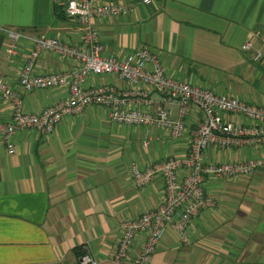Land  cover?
<instances>
[{
	"label": "crops",
	"instance_id": "0c3cea01",
	"mask_svg": "<svg viewBox=\"0 0 264 264\" xmlns=\"http://www.w3.org/2000/svg\"><path fill=\"white\" fill-rule=\"evenodd\" d=\"M121 1L125 13L92 18L103 54L122 58L146 47L167 75L264 107V58L254 62L250 51L240 48L250 33L264 32V0H152L145 5ZM9 29L53 36L78 48L81 31L76 19L52 0H0V80L20 94L26 112L64 100L65 86L21 90L16 77L32 45L19 37L8 54ZM251 42L264 50L256 37ZM75 66L71 57L39 51L32 72ZM99 83L129 88L113 74H91L86 80V85ZM143 86L152 101L148 109L159 104L170 109L171 118L178 117L175 102ZM122 106L141 107L132 96ZM107 111L101 105L84 107L64 115L48 134L34 128L17 130L10 154L0 141V264H77L83 249L96 264H131L130 257L112 258L120 220L157 207L164 190L158 175L135 187L129 163L144 168L167 157L186 156L189 131L199 114L188 105L182 116L184 131L172 138L164 128L110 121ZM11 112V103L0 97V123L8 122ZM223 118L247 122L235 114ZM203 159L262 162L248 175H207L203 190L214 205L201 208L186 226L187 243L166 226L146 264H264V144L214 143L205 148ZM141 241L142 234H136L130 254Z\"/></svg>",
	"mask_w": 264,
	"mask_h": 264
},
{
	"label": "built area",
	"instance_id": "2783aa9c",
	"mask_svg": "<svg viewBox=\"0 0 264 264\" xmlns=\"http://www.w3.org/2000/svg\"><path fill=\"white\" fill-rule=\"evenodd\" d=\"M64 14L76 19L81 31L79 47L71 46L53 36H31L13 29L5 30L11 38L8 54L13 53L17 38L31 42L28 55L17 73V83L21 90L31 91L65 86L68 96L50 104L38 112H26L20 106V94L0 80V97L12 105L8 122L0 123V141L7 153L13 152V134L20 129L34 128L48 134L54 125L67 114L80 111L90 105L108 108L110 121L147 125L164 128L172 138L184 131L182 116L190 104L197 108L199 118L189 131V150L186 156L167 157L139 168L132 161L129 171L133 185L140 187L155 175L163 182V201L155 208L141 212L133 218H123L119 223V236L112 258L124 261L130 257L131 264H146L155 247L169 226L182 243L188 242L185 229L201 208L211 207L214 200L205 195L203 181L207 175L231 177L248 175L260 164V159L209 163L203 159L205 148L217 143L218 146L264 144V107L231 95L214 93L195 84L176 79L165 73L157 55L146 47H138L122 58L102 53L97 32L92 24L93 17H107L126 11L121 0H52ZM152 0H139L142 5ZM256 37L264 45V32L255 30L241 43L243 51H250V58L257 62L264 58V50L253 48L251 38ZM39 51H50L60 57H71L76 66L61 72L34 73L33 60ZM113 74L126 81L129 88L116 90L111 84L86 85L89 75ZM159 91L165 101L178 105V117H170V109L152 103L146 88ZM132 96L141 107L122 106L126 98ZM224 114L243 116L246 123L223 118ZM147 142H143L145 146ZM180 169L183 170L179 174ZM136 234H142L138 250L130 254V247ZM77 264H96L88 250L83 249L77 256Z\"/></svg>",
	"mask_w": 264,
	"mask_h": 264
},
{
	"label": "trees",
	"instance_id": "16d2710c",
	"mask_svg": "<svg viewBox=\"0 0 264 264\" xmlns=\"http://www.w3.org/2000/svg\"><path fill=\"white\" fill-rule=\"evenodd\" d=\"M60 12H62V11H60Z\"/></svg>",
	"mask_w": 264,
	"mask_h": 264
}]
</instances>
